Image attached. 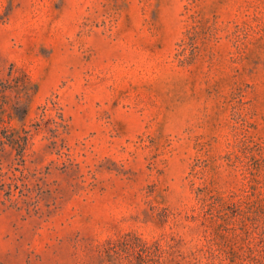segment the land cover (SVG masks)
I'll list each match as a JSON object with an SVG mask.
<instances>
[{"label": "rangeland", "instance_id": "rangeland-1", "mask_svg": "<svg viewBox=\"0 0 264 264\" xmlns=\"http://www.w3.org/2000/svg\"><path fill=\"white\" fill-rule=\"evenodd\" d=\"M0 264H264V0H0Z\"/></svg>", "mask_w": 264, "mask_h": 264}]
</instances>
